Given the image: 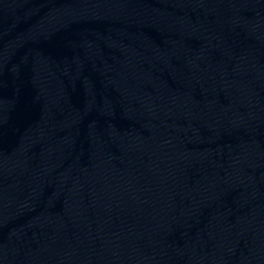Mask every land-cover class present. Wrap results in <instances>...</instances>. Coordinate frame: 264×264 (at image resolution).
Listing matches in <instances>:
<instances>
[{
	"label": "water",
	"instance_id": "95a60500",
	"mask_svg": "<svg viewBox=\"0 0 264 264\" xmlns=\"http://www.w3.org/2000/svg\"><path fill=\"white\" fill-rule=\"evenodd\" d=\"M0 264H264V0H97L0 47Z\"/></svg>",
	"mask_w": 264,
	"mask_h": 264
}]
</instances>
